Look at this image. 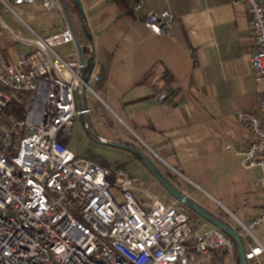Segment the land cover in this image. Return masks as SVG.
Here are the masks:
<instances>
[{
	"label": "built area",
	"instance_id": "obj_1",
	"mask_svg": "<svg viewBox=\"0 0 264 264\" xmlns=\"http://www.w3.org/2000/svg\"><path fill=\"white\" fill-rule=\"evenodd\" d=\"M241 1L254 38L252 75L264 84V0ZM35 3L67 19L61 0H0L10 10L11 4ZM144 8L145 1L137 0L132 10L139 16ZM175 20L170 10H150L144 24L163 35ZM0 24L7 29L1 17ZM34 34H11L31 51H19L15 59L0 52V264H238L236 243L226 232L66 142L83 113L80 86L95 45H82V63L78 48L69 57L56 50L75 43L68 21L49 36ZM97 81L93 69L87 92H95ZM167 99V93L158 95L160 102ZM234 115L249 133L236 153L244 168L261 170L256 186L264 190V88L256 110ZM239 223L248 264H264V203Z\"/></svg>",
	"mask_w": 264,
	"mask_h": 264
},
{
	"label": "crops",
	"instance_id": "obj_2",
	"mask_svg": "<svg viewBox=\"0 0 264 264\" xmlns=\"http://www.w3.org/2000/svg\"><path fill=\"white\" fill-rule=\"evenodd\" d=\"M144 1L138 16L114 0H78L79 41L95 45L94 71L107 72L97 96L123 115L149 148L187 169L212 163L223 146L231 145L227 150L235 153L244 148L249 133L234 114L256 110L264 88L252 75L254 38L246 5L241 0ZM150 10L174 13L172 28L163 35L148 29L144 17ZM71 44L66 54L59 53L72 56L77 45ZM163 92L168 99L160 102ZM262 203L264 190L256 214Z\"/></svg>",
	"mask_w": 264,
	"mask_h": 264
},
{
	"label": "rangeland",
	"instance_id": "obj_3",
	"mask_svg": "<svg viewBox=\"0 0 264 264\" xmlns=\"http://www.w3.org/2000/svg\"><path fill=\"white\" fill-rule=\"evenodd\" d=\"M65 1L75 28L80 29L83 23L79 18L81 16L80 3L77 0H72L73 4H70V0ZM11 6L12 10L0 4V17L8 29L0 24V29L6 30L0 35V52L5 56H11L19 51H31L29 47L14 42L11 38L12 33L25 38H33L35 37L33 29L38 35L44 37L59 31L68 21L61 11H46L39 3L36 5L11 4ZM29 14L36 16H29ZM73 47L70 43L59 46L56 50L66 54ZM96 93V90L95 92L88 91L86 103L93 130L91 132L88 130L83 115H81L76 120L69 139L71 147L79 155L108 164L112 169L125 170L141 180L145 187H148L154 194L169 202L173 197L136 155L99 140L104 137L107 141L124 142L137 146L178 189L236 230H240L239 220L248 222L254 217L255 203L263 192L261 187L256 186V181L261 176L259 168H244L241 164V157L233 149L227 150L223 146L213 156L212 163L192 164L187 169L166 158L161 151L149 148L137 136L136 130L125 122L123 115L110 109ZM111 192L118 195L119 190L112 187ZM187 210L194 220H202L200 215L188 207ZM259 234L264 239V234ZM248 241L249 238H244L245 246Z\"/></svg>",
	"mask_w": 264,
	"mask_h": 264
},
{
	"label": "water",
	"instance_id": "obj_4",
	"mask_svg": "<svg viewBox=\"0 0 264 264\" xmlns=\"http://www.w3.org/2000/svg\"><path fill=\"white\" fill-rule=\"evenodd\" d=\"M61 1L63 3V6H64V11H65V15L67 17L68 23L70 24V26L74 30L75 43H76L77 48H78V52H79V55L81 58V62L84 63L85 62L84 54H83L84 48L79 41L78 34H77V31H76L75 26L73 24V21L71 19V16L69 14L66 1L65 0H61ZM80 9H81V13H82L83 10H82L81 4H80ZM94 58H95L94 56H91V58L88 61L89 65H90L89 69L88 70L84 69V78H83L84 83L80 86V99H79L80 108L83 112L82 115L84 118V123L90 132L93 130V128H92V125L90 122V117L88 114V108L86 106V103H87V86H86V84L88 83V81L90 79L91 72L94 69V63L92 62L94 60ZM99 141L102 143H106L112 147H117V148L128 150L132 154L139 156L142 159L144 165L147 167V169L159 180V182L166 189V191L168 192L169 195H171L174 199L178 200L180 203H182L183 205H185L186 207H188L189 209H191L192 211H194L195 213H197L198 215H200L201 217L208 220L213 225L217 226L218 228H220L221 230L226 232L228 235H230L236 243L240 264H248V261L246 259V255H245L244 244H243L242 238L239 235L238 231L234 227H232L230 224H228L225 221H223L222 219L218 218L213 212L209 211L208 209H206L205 207L200 205L198 202H196L194 199H192L190 196L184 194L180 189H178L158 169V167L154 164V162L143 151H141L137 146H133V145H130V144H127L124 142L107 141V140H103V139H100Z\"/></svg>",
	"mask_w": 264,
	"mask_h": 264
},
{
	"label": "trees",
	"instance_id": "obj_5",
	"mask_svg": "<svg viewBox=\"0 0 264 264\" xmlns=\"http://www.w3.org/2000/svg\"><path fill=\"white\" fill-rule=\"evenodd\" d=\"M114 2L122 11H124L126 13L132 12V9H133L132 5H133L134 0H114ZM153 75H154V72L151 71L150 73H148L146 75L144 81L148 82L153 77ZM106 80H107V72L105 70L99 72L98 73V81L96 82V85L94 87L95 90L96 91L101 90V88H103L105 86ZM66 142H69V140H66ZM136 157L139 158L140 161H142V159L139 156L136 155ZM103 165L106 167H110V165H108V164H103ZM238 264H240L239 257H238Z\"/></svg>",
	"mask_w": 264,
	"mask_h": 264
}]
</instances>
